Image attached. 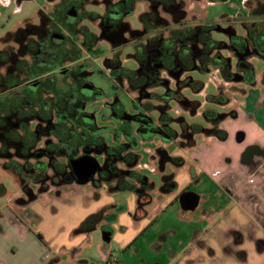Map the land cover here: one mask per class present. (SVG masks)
I'll use <instances>...</instances> for the list:
<instances>
[{"label": "flooded vegetation", "instance_id": "1", "mask_svg": "<svg viewBox=\"0 0 264 264\" xmlns=\"http://www.w3.org/2000/svg\"><path fill=\"white\" fill-rule=\"evenodd\" d=\"M55 1L59 5L51 14L43 12L41 23L37 25H43L44 29L36 35L27 33L22 37L23 48L20 49L22 46L17 43L12 49L0 51L1 165L13 172L16 181L29 194H32L30 184H36L40 190L52 185L77 184L75 170L81 168L84 172L93 170L86 183L99 186L102 182L113 181L117 187L127 184L138 192L140 204L146 203L150 200L149 190L153 189V183L146 176H138L139 172L134 169L137 157L133 148L137 142L131 136L132 121L138 119L142 123L143 135L155 133L163 139L171 131L176 136L181 134L183 128L182 131L171 130L170 120L162 119V116L155 121L148 116L128 115L124 105L115 98L108 106L118 132L127 137V143L109 147L104 138L106 128L97 125L95 113L87 107L104 97V93L90 81L86 60L103 57L104 51L99 46L108 44L111 55L103 58V65L109 79L119 86L125 85L132 91L133 105L145 109L144 103L152 104L153 97L151 84L140 77L143 74L140 58H151L150 41L155 35V19L159 17V8L167 10L170 0H49L50 4ZM182 2L185 8L187 1ZM138 4L143 5L139 14L142 29H134L129 21ZM70 10L75 14L72 21L67 20ZM188 14L185 8V19ZM18 33L13 38L17 42ZM12 37L13 34H8L6 41ZM238 41L231 36L227 44L235 50L234 43ZM243 41L244 50H235L236 56L244 58L255 54L246 44V35ZM123 45L131 47L130 56L138 61V68L122 66L119 54ZM19 49L22 51L17 55ZM258 58L264 61V56ZM147 65V69H153L152 63ZM242 75L235 80H246L247 73ZM201 130L216 135L222 128L213 121L211 126ZM241 134L239 132L237 138ZM43 137L44 146H37ZM250 152L252 155L254 152L264 154L257 147H252ZM167 154L161 150L160 169L169 161ZM252 155L246 157L245 153L244 160L250 161ZM163 177L160 191L176 186L171 177ZM224 187L230 189L227 184ZM177 197L183 208L190 207L197 199L188 186L180 190ZM115 213L106 219L113 218ZM104 228L111 229L109 226Z\"/></svg>", "mask_w": 264, "mask_h": 264}, {"label": "rangeland", "instance_id": "2", "mask_svg": "<svg viewBox=\"0 0 264 264\" xmlns=\"http://www.w3.org/2000/svg\"><path fill=\"white\" fill-rule=\"evenodd\" d=\"M210 1L187 0L185 8L194 14L195 18L189 13L184 19V24L202 23L206 20H200L199 17L216 9L221 12V18L207 21L217 22L222 28L230 26L238 36L246 35L245 27L235 17L246 18L257 0H252L249 4L240 1V4L239 2L235 3L236 6L230 2L228 5L233 6L230 14L228 13L229 6L220 0H215L218 2ZM58 5L57 1L50 4L49 0H0V51L17 46V41L13 39L16 32L26 29L30 25H39L42 13L46 11L51 14ZM90 9L93 8L90 7ZM142 9L143 5L138 4L134 13L129 16V21L134 29H142L139 21ZM158 15L166 20L168 26L170 25V14L159 8ZM155 28H158L155 30L158 32L159 27L155 26ZM166 31L163 33L165 34ZM8 34H13V37L6 41ZM212 37L223 41L228 39L225 31H213ZM99 47L104 51V56L87 59L86 67L90 73V81L103 91L104 97L94 100L87 107L95 113L97 125L106 128L104 138L107 145L109 147L117 144L124 145L127 143V137L118 132L108 103L117 98L124 105L128 115L148 116L155 121L160 119L162 110L159 108L160 104L155 102L152 103L155 107L147 109V112L146 109H137L133 105L132 91L127 90L125 85L115 84L108 77V71L103 65V58L111 55V48L105 43H101ZM131 51L129 45H123L120 49L119 59L126 69L139 67L138 61L130 56ZM222 52L224 55L227 53H225V49ZM228 55L231 57L233 53L229 51ZM249 62L253 66V82L248 80L227 81L216 67H210L208 73L191 70L182 74L183 79L186 76H191L200 83L202 82L203 86L200 91H195L192 86H184L177 91L173 81H169L167 88L172 87L171 89L178 92L174 99L161 103L163 106L161 109H164L171 119L169 121L170 129L182 131L183 123L201 128L209 127L213 121H209L207 118H211L216 120L220 127L224 125L226 129L233 131L236 142L237 134L244 130L241 126L245 127L246 124L243 120L236 121L237 107L240 108L242 104L238 101L234 102V99L243 90L246 91V86L264 82V61L252 55L249 57ZM236 63L237 59L233 57L231 59L232 71H235ZM180 95L190 101L197 102L198 105L195 108L192 103L182 106L179 101ZM223 98L229 100L223 104L221 102ZM236 99L238 98L236 97ZM233 111L236 112L235 115ZM134 121H132L134 125L131 135L137 142V146L133 148L137 157L134 169L159 184L162 173L160 171L161 150H165L170 156H180L184 151L179 147L176 139L164 140L161 135L155 133L148 136L143 135L140 128L142 123L138 119ZM187 130L190 131V128L188 127ZM194 136L196 147L203 151L208 148L221 150L223 156L230 149L229 145L226 146L223 143L224 141L220 142L207 137L202 132H196ZM43 140L45 137L41 138V142L36 145L43 147ZM243 144H246V141H243ZM189 155L195 157L193 148L189 150ZM226 159H230L229 155H225L224 162H227ZM164 165L165 172L170 173L171 164L165 162ZM178 180L182 184L187 179L181 174L178 176ZM191 185L188 187L192 192L200 190V187L194 182ZM28 187L35 197L27 193L23 189L24 187L22 188L16 181L13 172L4 169L0 162V264H107L113 256L116 259L119 258L121 255V251L117 247L119 238L116 237L110 243H104L102 227L106 223L107 216L118 211L121 202L126 201L128 204L134 200L132 198L135 193L125 189V187L129 188L127 184L117 187L116 182L106 181L99 186L88 182L84 185L75 183L52 185L43 190H40L36 184H30ZM152 195L154 196L155 192H152ZM202 205L204 207L206 204ZM171 210L169 208L166 213L158 214L153 229L149 231L152 236H146L148 240L162 228L168 227L169 224L178 223ZM93 214L94 216L90 217ZM38 233L42 236V240L37 237ZM82 260H87V262H82ZM116 261L118 260L112 261V263L115 264ZM129 262L130 258L124 257L117 264H129Z\"/></svg>", "mask_w": 264, "mask_h": 264}, {"label": "crops", "instance_id": "3", "mask_svg": "<svg viewBox=\"0 0 264 264\" xmlns=\"http://www.w3.org/2000/svg\"><path fill=\"white\" fill-rule=\"evenodd\" d=\"M240 1L248 4L252 2L220 0L227 6L230 2L236 6L235 3L240 4ZM233 6H229V14ZM190 14L195 18L194 14ZM220 14L212 9L199 19L213 22L207 20L219 19ZM262 83L246 86V91L243 90L236 95L238 99H234V102L242 104L240 108L237 107L236 121L243 120L246 124L245 127L241 126L244 129L242 140L236 136L235 142L233 131L224 125L221 127L227 131L224 140L202 132L207 137L229 145L227 153L222 156L221 150L198 149L194 136L196 132L192 133V144L178 136L184 141L179 145L184 151L178 156L182 162L176 165L168 161L172 170L166 173L165 165L160 169L159 184L148 178L153 183V189L149 190V201L140 204L138 192L132 187L125 188L135 193L134 200L128 204L126 201L121 202L125 209L117 211L113 218L106 219L102 227V231L111 233L110 241L119 238L117 247L121 255L118 261L128 257L129 264H264V154L254 152L252 155L250 152L252 147L264 151ZM192 148L195 157L188 156ZM245 153L246 157L252 155L250 161L244 160ZM225 155L230 157L226 159L227 162H224ZM181 174L187 179L182 184L178 180ZM165 175L170 176L176 186L162 192L160 187ZM192 182L200 187L199 191H194L197 195L196 206L183 208L177 194L184 187L192 186ZM225 184L230 187V191L225 189ZM152 192H155L154 196ZM203 203L206 204L204 207ZM169 208L178 223L169 224L148 240L146 236H152L149 231L153 229L158 214L166 213ZM105 226L111 229H105Z\"/></svg>", "mask_w": 264, "mask_h": 264}, {"label": "trees", "instance_id": "4", "mask_svg": "<svg viewBox=\"0 0 264 264\" xmlns=\"http://www.w3.org/2000/svg\"><path fill=\"white\" fill-rule=\"evenodd\" d=\"M183 0H170L169 5L165 10L170 14L171 22L170 25L163 20V18L156 17L155 26L159 27V31H155V35L151 39V58L144 56L140 58L141 70L143 74L140 77H144L145 83L151 84L153 102L160 104L159 108L163 106L161 103L168 102V100L174 99L178 90H181L184 86H192L195 91H200L203 83L193 79L191 76L182 78V74H186L191 70H197L199 72L208 73L210 67H216L222 74L225 80L234 81L238 77H242L243 72L248 76L245 79L252 81L253 77V66L249 62V57L240 58L236 56L235 50L242 52L244 50L243 36H238L234 33L233 28L230 26L222 28L217 22H204L199 25H184L182 21L185 19V8L183 7ZM236 20H240L246 29V44L255 53L253 55L257 57L264 56V0H257L255 6L246 18L236 16ZM42 29L43 25H30L28 29H20L18 33V44H21V38L25 37L27 33L30 35L38 34ZM158 28H155V30ZM165 30V34L163 33ZM213 31L222 32L225 31L227 37L235 36L240 41L235 42V50H232L231 45L227 44V41L217 40L212 37ZM42 35V32H41ZM44 37V34H43ZM245 38V37H244ZM45 40V37L43 41ZM35 43V42H34ZM23 48L24 43L21 44ZM29 46V45H28ZM147 49V46L145 47ZM18 51L19 55L22 51ZM187 49V52L185 51ZM225 49L226 55L223 54ZM232 52L233 55L229 57L228 52ZM233 56L237 59L234 70L231 68V59ZM152 63L153 69H147L148 63ZM181 75L180 77H178ZM170 77V78H169ZM140 79V78H139ZM264 79V78H263ZM169 81H173L176 85V90L167 88ZM169 85V84H168ZM180 104L186 106L189 103L198 105L197 102L190 101L186 97L180 95ZM228 98H223L221 102L224 104L228 101ZM153 104L144 103L145 109L152 108ZM155 107V106H154ZM193 108V109H194ZM162 109L161 118L165 117L166 120H171L165 110ZM209 121H216L211 118H207ZM188 127L190 131H188ZM183 131L177 136L173 131L170 135L164 137V140L176 139L177 144L180 145L182 142L180 138H184L188 144L193 143L192 133L200 132L201 127L196 125H187L183 123ZM218 139H225L227 131L222 129L221 132L215 135ZM167 159L173 164L179 165L182 159L178 156H170L167 154ZM138 176H142L138 173ZM170 177V176H168ZM164 178V177H163ZM170 185V184H169ZM125 209V205H119L118 211ZM117 212V211H116ZM116 214L113 215V217ZM91 215L90 217H93ZM88 217V218H90ZM109 218V216H108ZM37 237L42 240V236L38 233Z\"/></svg>", "mask_w": 264, "mask_h": 264}, {"label": "water", "instance_id": "5", "mask_svg": "<svg viewBox=\"0 0 264 264\" xmlns=\"http://www.w3.org/2000/svg\"><path fill=\"white\" fill-rule=\"evenodd\" d=\"M75 14L73 12V10H70L68 13H67V20L68 21H72V19L74 18ZM243 138V135L240 136V138L238 140H242ZM82 167V165H81ZM87 171V170H86ZM77 176H78V179L76 181L77 184H85L88 180V177L91 173H93V170L91 169L90 171H87V172H84V170H82L81 168L78 169L77 171L75 170ZM196 200L193 201V205H191L190 207H186V208H194L196 206ZM111 239V233L109 231H102V240L104 243H108Z\"/></svg>", "mask_w": 264, "mask_h": 264}, {"label": "built area", "instance_id": "6", "mask_svg": "<svg viewBox=\"0 0 264 264\" xmlns=\"http://www.w3.org/2000/svg\"><path fill=\"white\" fill-rule=\"evenodd\" d=\"M115 260H117V259H116V257L113 256L112 258H110L108 260L107 264H113L112 261L114 262Z\"/></svg>", "mask_w": 264, "mask_h": 264}]
</instances>
